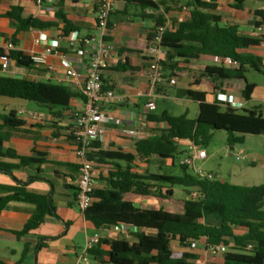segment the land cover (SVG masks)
Here are the masks:
<instances>
[{"label":"trees","instance_id":"16d2710c","mask_svg":"<svg viewBox=\"0 0 264 264\" xmlns=\"http://www.w3.org/2000/svg\"><path fill=\"white\" fill-rule=\"evenodd\" d=\"M118 1L138 4L142 11L146 8L158 9V5L151 2ZM236 2V8L242 9L243 0ZM185 8L189 13L188 19L167 28L163 34L162 47L166 49V55L162 65L165 72L171 73L176 68L196 67L199 70L200 76L190 81L191 89L178 92V96L198 103V115L191 119L187 113L177 117L167 112L161 115L149 113V121L165 123L167 128L157 136L139 140L135 145L136 155L122 152L99 154L113 164L114 170L107 178L109 188L94 190L93 204L84 212V217L97 231L113 226L135 229L132 236L136 240L101 239L89 252L101 264H201L199 255L187 251L191 241L201 240H205L207 246H224L228 249L222 255H213L205 264H264V185L237 186L216 178L210 180L191 173L188 165L180 164L182 174L179 176L137 171L138 160L147 167L159 170H164L171 160L175 167L176 158L185 154L179 149L181 142H191L197 148L205 147L216 131H225L227 143L233 148L243 144L244 135H264V114L260 107L236 110L218 101L209 103L204 92L192 89L206 82L214 93L227 95L237 92L245 103L252 100L257 85L248 82L246 73L253 70L264 75V10L254 12L252 25L262 31L259 37L254 38L240 34L237 26L223 24L222 16L216 13L217 0H187ZM170 11L167 9V13ZM5 18L16 28L15 35L8 40L14 49L0 48V61H12L20 68L32 69L34 64L31 57L15 49L19 44L17 36L33 29H46L51 24L36 18H24L20 6L11 7ZM155 26L153 32L165 27L163 15L155 18ZM251 50L261 51V54H252ZM202 56L228 58L233 65H195L193 61ZM2 71L0 64V97L63 110H67L77 97L68 87L10 78L1 74ZM1 121L0 172L11 174L16 169L29 166L39 168L46 163L42 157H22L14 151L4 153L3 145L9 140L11 132L22 127L24 122L15 113H10ZM89 157L93 159L91 155ZM6 158L18 163L3 161ZM176 187L182 188L186 196L182 213L142 209L126 199L128 194L172 199ZM194 192L201 197L192 199ZM13 201L35 207L22 231L14 233L17 237L37 230L54 212L47 196L27 193L21 188L0 199V213ZM209 217H216L217 224L201 222ZM239 229L244 234H237ZM174 242L178 243L179 250L173 249ZM103 246H109V250H103ZM0 264L7 263L0 261Z\"/></svg>","mask_w":264,"mask_h":264},{"label":"crops","instance_id":"0c3cea01","mask_svg":"<svg viewBox=\"0 0 264 264\" xmlns=\"http://www.w3.org/2000/svg\"><path fill=\"white\" fill-rule=\"evenodd\" d=\"M99 1L40 0L38 3V0H0V48H7L8 40L15 35V26L5 18L13 6L23 8L24 18H36L51 24L43 30L33 29L20 33L17 36L19 44L15 48L27 57L46 55V65H34L32 69H25L18 67L15 62L2 60L0 64L6 70L1 74L10 78L68 87L77 95L67 110L0 97V124L1 119L10 113H15L24 122L22 127L11 132L9 140L3 145V152L14 151L22 157H42L46 160L39 168L23 167L11 174L0 172V199L22 188L27 193L47 196L54 209L53 215L46 218L37 230L23 237H17L14 233L22 231L35 207L13 201L0 213V261L7 264H83L81 258L91 236L98 233L102 239H108L111 234L112 238L108 240L118 239L113 227L97 231L77 207L80 160L77 144L69 135L74 125V115L82 111L85 105L82 89L86 81L87 67L92 53L99 46L98 40H92L99 38L101 34L97 29L96 18ZM165 1L167 0H160L158 9L147 13L138 4L114 0V11L105 37V42L111 44L113 50L103 66L102 78L105 88L113 90L122 97L123 102L105 106L108 117V122L104 124L105 136L91 146L90 155L93 159L90 161L94 167L96 189L109 188L107 178L114 170L113 164L100 157V153L122 152L136 155L135 145L139 140L157 136L167 128L165 123L148 120L146 104L151 92L148 77V40L156 27L155 18L159 15L164 18L171 16L174 19L172 27L187 20L189 13L185 8L187 0ZM254 2L260 3L261 7L255 8ZM217 4L216 13L222 16L223 24L237 26L240 34L247 37L260 36L252 22L255 20L254 12L264 10V0H243L240 10L236 8V0H217ZM167 9L171 11L167 13ZM73 34H76L75 38L72 37ZM38 40L39 44L36 43ZM50 45H53V49L48 53ZM250 53L260 55L261 51L251 50ZM204 58L202 56L193 63L202 66L215 65ZM70 70H75L81 77L71 79L68 76ZM166 73L176 80V85L165 83L159 87L156 90L157 99L172 98L194 102L178 96V92L191 89L190 81L200 76L199 70L196 67L176 68L172 73ZM204 83L192 89L204 92L206 101L212 103L220 93H214ZM227 95L241 99L237 92H229ZM248 103H245L244 108L249 109ZM21 111L24 115L20 114ZM29 114H34V117ZM128 130L135 134L127 135L125 131ZM190 143L186 141L180 145L189 150ZM3 161L18 163L17 160L8 158ZM141 162L143 161H137L139 173L144 171L141 169ZM168 166L173 167L171 160L168 161ZM173 193L175 194L174 190ZM183 194L182 198L185 199V193ZM130 196L135 199H130ZM173 197L164 200L128 194L126 199L142 209H158L149 207V204L158 200H173ZM129 232L134 233L135 229L131 228ZM236 233L241 235L244 231L239 229ZM102 249L109 250V246H103ZM90 258L93 264H101L89 255L88 259Z\"/></svg>","mask_w":264,"mask_h":264},{"label":"built area","instance_id":"2783aa9c","mask_svg":"<svg viewBox=\"0 0 264 264\" xmlns=\"http://www.w3.org/2000/svg\"><path fill=\"white\" fill-rule=\"evenodd\" d=\"M140 2H151L160 6V0H137ZM40 3V0H38ZM114 0H100L98 10L96 13L97 18V29L100 31L99 38H94L92 40H98V47L92 53L86 72V81L82 89L83 96L85 98V105L82 111L74 115V125L70 130L69 135L77 144V155L80 160V170L79 178L77 181L78 195L76 199V204L78 209L84 214L93 204L92 194L96 189L95 176H94V167L92 162L89 159L91 146L94 142L102 140L105 136L104 124L108 122V117L106 115L105 106L118 105L123 102L122 97L118 96L113 90L105 89L103 78H102V69L107 61L110 53L113 48L112 45L105 42V37L108 33L109 22L111 15L114 11ZM152 9L146 8L145 12L150 13ZM167 27L157 28L154 32L150 34L148 40V55H149V87L150 95L149 101L146 104V110L149 113L156 111V99L157 94L156 90L163 86L165 83L170 86L176 85V80L170 78L162 65V59L166 55V49L162 47V37L165 33ZM258 34H261L262 31L257 29ZM76 34H73L72 37L75 38ZM37 44L40 41H36ZM8 49H14L12 43H7ZM53 45L49 46L48 53H51ZM213 62L217 65L232 66L230 59H221L219 57H213ZM33 64L37 67L46 65V55H34L31 57ZM6 70V67L3 68ZM68 76L71 79H79L81 76L75 71L70 70ZM218 101L222 105H230L233 109L241 110L245 106V102L242 99L234 95H223L218 94L214 98L213 102ZM212 102V103H213ZM21 115H24V112H20ZM30 117H34V114H29ZM129 136L135 134L134 131H125ZM197 147L193 144H189V150L194 151ZM207 154L205 150H201L197 153L196 157H186L179 160L180 165L194 164L195 160L205 159ZM237 161L246 160V157L243 153H239L236 156ZM202 178H207L210 180L215 179L211 174H204L202 172L196 173ZM201 195L198 192L192 194V199L197 200ZM116 232L121 230H130V227L127 226H113ZM111 234L108 239H111ZM102 237L100 234L96 233L87 240L86 250L81 258L83 264H89V252L93 250L100 242ZM201 245L205 247V252L211 257L215 254L219 255L221 252H226L228 250L226 247H215L207 246L205 240L201 241H191L190 247L188 250L195 251Z\"/></svg>","mask_w":264,"mask_h":264},{"label":"rangeland","instance_id":"374dc122","mask_svg":"<svg viewBox=\"0 0 264 264\" xmlns=\"http://www.w3.org/2000/svg\"><path fill=\"white\" fill-rule=\"evenodd\" d=\"M254 7L259 9L261 4L254 2ZM173 20L174 19L171 16L165 18V26L170 28ZM204 60L214 64L211 57H205ZM246 78L248 82L257 85L253 100L248 103L247 108L252 109L254 107H260L264 114V75L253 70H248ZM204 84L208 87L207 83ZM164 112L175 117L187 113L189 118L195 119L198 115V105L195 102H188L187 100L178 101L172 98H159L156 103V111L153 113L161 115ZM179 149L184 151L185 154L176 158L175 167L168 166L164 170H159L156 167H147V165L141 162V169L154 174L179 176L182 174L179 167V160L189 156L196 157L199 151L205 150L207 157L205 159L195 160L194 164L189 166L191 173L196 174L202 172L204 174H211L214 178L222 182L237 186L264 185V135H244L243 144H238L234 146V150H231V147L227 143V133L225 131H216L214 132L212 140L205 147H199L194 151H190L186 149V146L179 144ZM241 152L246 157V160L237 161L236 156ZM173 190L175 192L173 200H158V202H155L154 204H149V207L164 209L171 213H182L184 206V199L182 198L184 194L182 188L176 187ZM130 199L135 198L130 196ZM217 220L216 217H209L206 220H203V222L207 224H217ZM132 235L133 232H129L128 230H121L120 232L115 233L116 238L126 239L133 242L135 241V238ZM173 249H180L177 242L173 243ZM187 251L199 255L201 258V264L208 262L211 259V255L206 254L203 245L195 251L188 249ZM227 251L228 250H226V252ZM226 252H221L219 255ZM92 261L93 260L90 258L89 263L93 264Z\"/></svg>","mask_w":264,"mask_h":264},{"label":"water","instance_id":"95a60500","mask_svg":"<svg viewBox=\"0 0 264 264\" xmlns=\"http://www.w3.org/2000/svg\"><path fill=\"white\" fill-rule=\"evenodd\" d=\"M234 148L233 147H231V150H233Z\"/></svg>","mask_w":264,"mask_h":264}]
</instances>
